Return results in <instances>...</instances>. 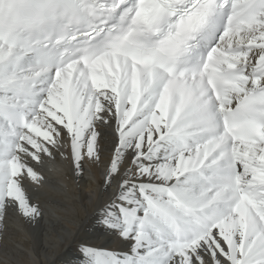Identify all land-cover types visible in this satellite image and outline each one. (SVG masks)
Wrapping results in <instances>:
<instances>
[{
	"label": "snow or ice",
	"instance_id": "1",
	"mask_svg": "<svg viewBox=\"0 0 264 264\" xmlns=\"http://www.w3.org/2000/svg\"><path fill=\"white\" fill-rule=\"evenodd\" d=\"M57 157L102 176L68 264H264V0H0V233Z\"/></svg>",
	"mask_w": 264,
	"mask_h": 264
},
{
	"label": "bare ground",
	"instance_id": "2",
	"mask_svg": "<svg viewBox=\"0 0 264 264\" xmlns=\"http://www.w3.org/2000/svg\"><path fill=\"white\" fill-rule=\"evenodd\" d=\"M38 167L50 181L33 195L42 216L32 227L22 216L9 211L0 233V264H68L81 240L100 242L94 240L90 230L85 231L97 204L100 171L85 166L77 182L71 163L60 157L55 161L45 158Z\"/></svg>",
	"mask_w": 264,
	"mask_h": 264
}]
</instances>
